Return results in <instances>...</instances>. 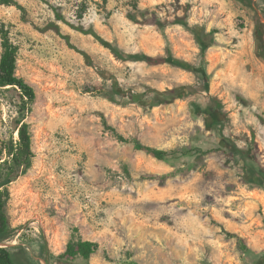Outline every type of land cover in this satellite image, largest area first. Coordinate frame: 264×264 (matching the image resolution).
I'll use <instances>...</instances> for the list:
<instances>
[{
    "label": "rangeland",
    "instance_id": "rangeland-1",
    "mask_svg": "<svg viewBox=\"0 0 264 264\" xmlns=\"http://www.w3.org/2000/svg\"><path fill=\"white\" fill-rule=\"evenodd\" d=\"M17 1L24 12L0 3V26L18 46V75L37 94L28 118L35 157L9 186L15 236L0 243L14 247L17 264L27 257L36 264H264V188L245 182L250 173L238 153L230 155L237 145L254 157L250 170L264 168V60L255 35L264 0L254 8L238 0H50L125 54L170 48L191 70L118 59L91 34L59 22L74 48L47 29L56 21L49 4ZM175 1L192 5L188 23L197 34L127 15L137 3L163 20L182 14ZM199 40L209 45L202 49ZM1 42L0 34V57ZM115 79L145 97L116 93ZM152 89H177L178 98L152 105ZM12 115L0 99V159ZM139 144L178 153L157 159ZM72 237L98 244L87 263L42 257L44 244L57 256Z\"/></svg>",
    "mask_w": 264,
    "mask_h": 264
},
{
    "label": "trees",
    "instance_id": "trees-1",
    "mask_svg": "<svg viewBox=\"0 0 264 264\" xmlns=\"http://www.w3.org/2000/svg\"><path fill=\"white\" fill-rule=\"evenodd\" d=\"M42 1L51 6L56 18V21H51L48 24L47 29H53L57 33L63 35V37L67 39L68 43L74 48H76V46L71 43L70 35L62 34L59 22L65 23L84 34H91L104 47L108 48L118 59L146 61L151 65L167 63L185 69H193V65L189 61L176 57L170 48H167V53L165 55H145L139 53L125 54L123 48H121L118 44L105 39L93 27L85 28L83 24L76 25L71 22L65 16L61 6L51 4L50 0ZM238 1L245 7L254 8L257 4H259L260 0ZM0 3L15 5L23 12L25 11V8L17 0H0ZM171 5L174 6L175 10L182 11V14L175 13L173 17L168 16L167 18L161 20L155 11L148 8L142 9L137 3H134L133 9L129 10L127 15L129 19L136 23L156 25L159 28H163L166 25L171 24H180L197 34V30L189 26L188 23L189 11L191 10L192 5L188 2L181 3L180 1H175ZM24 15L25 14H23V18H25ZM0 34L2 39V53L0 57V99L5 100L13 110V115L11 116L9 125L11 132L8 138L3 139L1 146V152L4 155V157L0 159V243H2L4 241L11 240L15 236V229L11 224V216L9 213V186L31 168L33 158L35 157V151L33 148L34 133L28 118L33 111L37 94L34 86L17 73L18 46L11 40L9 31L3 25L0 26ZM255 35L258 41L259 55L264 60V22L257 20ZM199 42L202 49L209 45V43L205 44L201 40H199ZM79 51L86 57H89L87 52L83 50ZM201 74L204 89L207 90V76L204 72H201ZM112 86L116 93L121 95L127 94L132 101H140L145 97L144 92L137 93L131 90L127 92L125 90H121L116 79ZM152 91L156 93L150 100L152 105L170 103L178 98L177 89H170L166 92H162L157 89H152ZM109 99L114 100L115 98L109 97ZM218 105L220 106V104ZM111 130L119 140L123 142L129 141L115 128H111ZM15 133H17V136L14 135ZM138 147L157 159H164L167 156L173 154L177 155L178 153L177 151H168L142 144H139ZM236 153L240 155V161L238 163L243 168L245 175L250 173V175H246L244 177L245 182L264 188V168H262L263 170L261 171L250 170V167H248L247 164V159L254 157H250L244 149L238 147L237 145H233L230 150V155L233 156ZM185 155H194V153L192 150H186ZM227 235L229 237H237L242 240V238L237 234L227 232ZM97 247L98 244L94 241L86 240L81 237H72L68 241L65 251L57 256L50 254L44 244L42 248V257L48 261H50V259H56L59 262L70 263L80 259L87 263L91 255L96 251ZM13 248L14 247L0 245V264H17ZM36 263L37 262H35L31 257H27V264Z\"/></svg>",
    "mask_w": 264,
    "mask_h": 264
}]
</instances>
